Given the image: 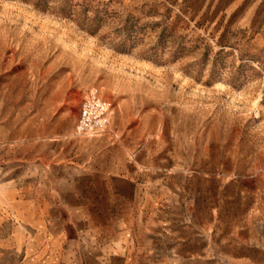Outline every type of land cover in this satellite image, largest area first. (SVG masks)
I'll use <instances>...</instances> for the list:
<instances>
[{
	"label": "rangeland",
	"instance_id": "374dc122",
	"mask_svg": "<svg viewBox=\"0 0 264 264\" xmlns=\"http://www.w3.org/2000/svg\"><path fill=\"white\" fill-rule=\"evenodd\" d=\"M89 91L110 124L77 136ZM28 143L157 169L184 193L167 210L186 219L114 264H264V19L216 31L154 0H0V264H108L43 239L65 214L27 204ZM188 234L206 251L171 246Z\"/></svg>",
	"mask_w": 264,
	"mask_h": 264
},
{
	"label": "crops",
	"instance_id": "0c3cea01",
	"mask_svg": "<svg viewBox=\"0 0 264 264\" xmlns=\"http://www.w3.org/2000/svg\"><path fill=\"white\" fill-rule=\"evenodd\" d=\"M154 2L181 10L200 27H211L216 31H257L260 20L264 19V0ZM99 155V152L84 155L75 147L69 151L62 147L52 150L45 148V144L38 150L36 145L28 143L26 152L16 160L26 158L27 170L34 175L30 178L34 183V195L27 204L58 206V212L65 214H61V219L70 223L64 226L59 219L56 223L58 231L51 234L49 228L51 237L44 234L43 239L57 238L61 244L73 239L75 246L83 249L80 253L85 259L91 257L95 263H124V255L141 252L140 239L151 238V231L155 241L163 239L162 228L157 224L167 221L168 217L172 222L186 219H175L179 213L167 208L171 210L180 198H187L182 191L180 193L164 182L165 175L159 169L160 173L157 169L148 172L145 168L134 169L127 164L116 166L108 160L109 156L105 165L100 166ZM186 206H191L190 202ZM68 229H71L70 233ZM171 239L176 241L171 246L179 248L181 245L187 252L206 251L209 243L206 241L208 236L198 234L174 235Z\"/></svg>",
	"mask_w": 264,
	"mask_h": 264
},
{
	"label": "built area",
	"instance_id": "2783aa9c",
	"mask_svg": "<svg viewBox=\"0 0 264 264\" xmlns=\"http://www.w3.org/2000/svg\"><path fill=\"white\" fill-rule=\"evenodd\" d=\"M110 124L108 103L102 100L95 91H89L83 97L75 126V134L94 135L105 132Z\"/></svg>",
	"mask_w": 264,
	"mask_h": 264
}]
</instances>
